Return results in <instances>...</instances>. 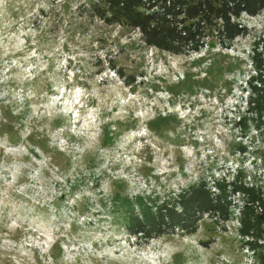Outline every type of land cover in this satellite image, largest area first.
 <instances>
[{
  "label": "rangeland",
  "instance_id": "rangeland-1",
  "mask_svg": "<svg viewBox=\"0 0 264 264\" xmlns=\"http://www.w3.org/2000/svg\"><path fill=\"white\" fill-rule=\"evenodd\" d=\"M94 1L0 0V264H264L241 196L225 225L204 215L194 235L148 241L110 203L230 185L241 169L264 193V127L239 125L264 12L242 16L249 34L228 50L172 55L98 20Z\"/></svg>",
  "mask_w": 264,
  "mask_h": 264
},
{
  "label": "trees",
  "instance_id": "trees-1",
  "mask_svg": "<svg viewBox=\"0 0 264 264\" xmlns=\"http://www.w3.org/2000/svg\"><path fill=\"white\" fill-rule=\"evenodd\" d=\"M86 9L106 25L139 31L148 47L172 55H189L203 50L212 52L232 48L238 38L249 34L241 22L242 16L260 15L264 12V0H96ZM255 47H259V43ZM255 47L252 53L257 56L254 61L257 77L250 81L251 91L247 94L249 116L241 117L239 125L245 130L255 128L261 131L264 127V65H259ZM132 83L128 82V85ZM233 147H237L243 156L249 154L241 143ZM253 154L255 163L259 161L264 170V149L254 150ZM247 178L245 170L241 169L230 185L215 181L212 186L201 178L172 198L128 196L123 201H111L115 211L113 218L119 214L125 231L136 240L194 235L204 215L221 225L228 223L236 209L233 210L232 197L241 196L243 204L238 208H246L242 215L244 212L248 218L241 219L245 226L243 233L253 239H262L264 193L246 186L244 181ZM256 205L260 211L252 217L254 211H248L254 210Z\"/></svg>",
  "mask_w": 264,
  "mask_h": 264
}]
</instances>
